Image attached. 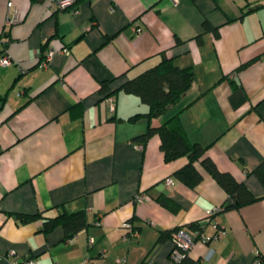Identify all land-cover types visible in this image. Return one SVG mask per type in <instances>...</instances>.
<instances>
[{"label":"crops","instance_id":"1","mask_svg":"<svg viewBox=\"0 0 264 264\" xmlns=\"http://www.w3.org/2000/svg\"><path fill=\"white\" fill-rule=\"evenodd\" d=\"M8 1L0 0V56L13 60L0 64V264H175L170 238L157 239L196 221L227 232L196 242L191 258L213 248L205 264H264V185L248 173L264 158V0H77L76 13ZM164 56L192 66L194 83L164 115L129 120L148 105L122 84ZM105 80L110 97L100 92ZM176 112L189 138L260 199L207 215L227 200L212 175L203 170L191 188L175 176L186 156L166 161L159 134L137 139ZM160 193L179 209L158 202ZM78 210L89 224L75 236L61 225L42 230L45 216ZM17 212L40 217L21 222ZM130 227L139 236L126 239Z\"/></svg>","mask_w":264,"mask_h":264},{"label":"trees","instance_id":"2","mask_svg":"<svg viewBox=\"0 0 264 264\" xmlns=\"http://www.w3.org/2000/svg\"><path fill=\"white\" fill-rule=\"evenodd\" d=\"M204 29L218 31L217 27L209 21L204 22ZM195 79L196 73L192 66H179L174 63L172 58L164 56L160 62L127 79L122 84L123 90L138 95L142 102L148 105L146 113H135L129 117V120L134 121L141 115H146L150 120L164 115L186 96ZM115 91L111 88L109 80L102 81L100 92L103 97H110ZM0 96L3 97L1 94ZM154 134L160 136V146L166 161H172L183 156L188 158V162L175 172L178 180L191 188H195L203 180L204 171L212 175L227 193V200L222 205L223 209L240 208L261 198V196H256L244 181L238 180L228 171L221 170L216 162L206 154V145L189 138L179 112L169 115L159 125L150 123L147 130L138 135L137 139L146 142ZM248 173L254 174L264 185V158ZM155 198L172 212L179 209V204L165 193H160ZM15 214L21 222H29L40 217V213L17 212ZM88 224L89 219L84 210L62 211L55 216H45L42 230L49 232L61 225L65 232V238L68 239L75 236ZM201 226L202 222L196 221L187 226L163 230L157 242L170 238L172 232L180 227L195 230ZM175 264H199V260L191 258L188 253Z\"/></svg>","mask_w":264,"mask_h":264},{"label":"built area","instance_id":"3","mask_svg":"<svg viewBox=\"0 0 264 264\" xmlns=\"http://www.w3.org/2000/svg\"><path fill=\"white\" fill-rule=\"evenodd\" d=\"M175 3L178 0H173ZM13 2L11 0L8 1V6L11 7ZM48 6L51 9L56 10H71L73 13L78 12L77 8V0H48ZM16 20L15 16H9L7 19V23L10 24ZM141 28H137L139 32ZM60 51L68 53V49L66 47L62 48ZM56 51L54 49H50L44 53L41 57V54L38 55V63L41 67H47L50 59L54 55ZM13 62L11 56L8 53L0 56V64L1 65H9ZM20 68L24 70L23 66L20 65ZM235 76V73L232 74ZM111 110L115 109L114 103H111ZM166 184H172L174 179L172 177H167L165 179ZM146 195L140 193L136 196L137 201H144L146 199ZM223 208L221 206H216L206 210L208 216H213ZM214 231L212 233L207 232V224L202 222L201 228L190 230L186 227H180L172 232L170 236V240L172 241V247L170 250V258L176 263L180 261L186 254L189 253L194 244L198 241L209 243L212 240L220 239L223 235L226 234L227 230L225 227H219L216 223L213 224ZM130 231L125 235L126 239L131 236H139V230L137 228L130 227ZM12 254L13 251H10ZM215 253L213 248H210L208 253L199 259V264H205ZM126 258H120L116 261L115 264H125ZM261 263V260H258ZM15 264H35V261L31 257H25L21 261L16 262Z\"/></svg>","mask_w":264,"mask_h":264},{"label":"rangeland","instance_id":"4","mask_svg":"<svg viewBox=\"0 0 264 264\" xmlns=\"http://www.w3.org/2000/svg\"><path fill=\"white\" fill-rule=\"evenodd\" d=\"M171 241V240H170ZM171 244H172V241H171Z\"/></svg>","mask_w":264,"mask_h":264}]
</instances>
